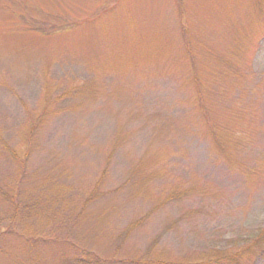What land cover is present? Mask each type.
I'll list each match as a JSON object with an SVG mask.
<instances>
[{
	"label": "rangeland",
	"instance_id": "1",
	"mask_svg": "<svg viewBox=\"0 0 264 264\" xmlns=\"http://www.w3.org/2000/svg\"><path fill=\"white\" fill-rule=\"evenodd\" d=\"M264 0H0V264H264Z\"/></svg>",
	"mask_w": 264,
	"mask_h": 264
},
{
	"label": "trees",
	"instance_id": "2",
	"mask_svg": "<svg viewBox=\"0 0 264 264\" xmlns=\"http://www.w3.org/2000/svg\"><path fill=\"white\" fill-rule=\"evenodd\" d=\"M261 237L264 239V231L261 232Z\"/></svg>",
	"mask_w": 264,
	"mask_h": 264
}]
</instances>
